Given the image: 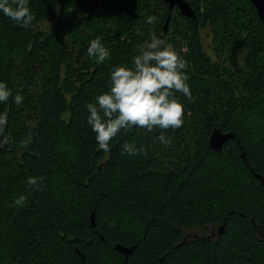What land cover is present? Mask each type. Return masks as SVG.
<instances>
[{"label":"trees","instance_id":"1","mask_svg":"<svg viewBox=\"0 0 264 264\" xmlns=\"http://www.w3.org/2000/svg\"><path fill=\"white\" fill-rule=\"evenodd\" d=\"M186 1L194 17L164 0H28V28L0 11V82L12 91L0 103L11 144L0 149V164L10 157L7 171L0 165V264H264V184L255 177H264V25L250 0ZM52 17L51 31L35 28ZM152 36L187 62L191 99L176 93L183 125L121 130L104 152L87 104ZM96 37L110 53L103 63L87 55ZM213 130L234 133L220 151L209 146ZM162 131L170 144L156 139ZM67 133L74 145L65 152ZM126 142L146 154L124 153ZM30 176L44 178L40 191ZM193 228L201 237L185 238Z\"/></svg>","mask_w":264,"mask_h":264},{"label":"clouds","instance_id":"2","mask_svg":"<svg viewBox=\"0 0 264 264\" xmlns=\"http://www.w3.org/2000/svg\"><path fill=\"white\" fill-rule=\"evenodd\" d=\"M15 5V6H13ZM0 11L20 27H31L35 19L28 0H0ZM156 21L155 16H148L146 23ZM138 54L133 57L132 67L116 66L111 70L109 91L96 97V103H88L89 115L87 122L96 133V141L100 150L110 151V141L121 130L131 131L139 127L152 132L178 129L183 125L184 106L180 103L181 93L191 99L190 87L187 83V62L174 49L172 44L152 36L150 40L137 46ZM87 55L98 63L109 58V50L96 37L89 42ZM12 91L0 82V103L8 101ZM23 101L16 94L14 102L19 105ZM8 124L7 113H0V148L10 147L9 138L5 134ZM167 145L171 138L161 134L156 138ZM32 141L28 133L20 143V148H26ZM123 152L128 155L146 154L145 149L137 148L131 143L122 145ZM43 177L30 176L28 185L35 191L41 190ZM25 197L21 195L15 200L17 206H23Z\"/></svg>","mask_w":264,"mask_h":264},{"label":"water","instance_id":"3","mask_svg":"<svg viewBox=\"0 0 264 264\" xmlns=\"http://www.w3.org/2000/svg\"><path fill=\"white\" fill-rule=\"evenodd\" d=\"M252 2V4L255 6L257 14L260 18V20L262 21L263 25H264V0H250ZM165 3H167L169 10H172L174 6L177 7L178 12L186 17H194L195 12L192 9V7L189 5V3L186 0H164ZM170 15H168L165 26L169 20ZM234 136V133L232 132H227V133H223L220 130H213L210 137H209V146L211 149H213L214 151H220L222 145L227 142L230 138H232ZM2 149V148H0ZM242 158L245 160V156L244 154H242ZM255 177L258 178L262 184H264V177L255 174ZM91 219H93V215H91ZM254 223V222H253ZM260 227H257V229H259ZM223 229V225H220L217 228V232H222ZM264 229V228H263ZM184 240V239H182ZM116 249L123 253L125 255V258L128 254L131 253L132 251V247H125L122 245L117 244ZM80 255H82L80 253ZM83 257V255H82ZM211 264H215V263H211Z\"/></svg>","mask_w":264,"mask_h":264},{"label":"rangeland","instance_id":"4","mask_svg":"<svg viewBox=\"0 0 264 264\" xmlns=\"http://www.w3.org/2000/svg\"><path fill=\"white\" fill-rule=\"evenodd\" d=\"M56 23H57V20L55 17H52V18H47V19H44L43 21L37 23L35 25V28L36 29H41L43 31H51L55 26H56ZM208 33V30L205 28L201 31V38H202V43H203V48L206 52H208L209 54H211L210 50H209V47H208V42H209V37L207 35ZM28 106H31L29 103L27 104ZM26 116H28V114H26ZM67 135V139L64 137V141L62 143V148L65 152L69 151L70 149H72V146L74 145V141L72 140V137L69 133L65 134V136ZM10 157H6V158H3L4 161L1 162L0 165H2V168L3 170L7 171V164H9V159ZM69 204V203H67ZM140 221L141 219L138 218L137 220L133 221L134 224L137 226V229H138V225L140 224ZM11 223V221H10ZM9 223V226H11ZM9 226L7 227H4V239H2V248L3 249H7L8 247H10V243L8 242L9 239H10V236H11V233H12V229L9 228ZM217 228V227H216ZM191 232H196V233H201L202 235V232L199 230V229H196V228H193L191 230ZM260 235L262 237H264V230L261 229L260 230ZM6 246V247H5ZM1 249V250H3Z\"/></svg>","mask_w":264,"mask_h":264},{"label":"flooded vegetation","instance_id":"5","mask_svg":"<svg viewBox=\"0 0 264 264\" xmlns=\"http://www.w3.org/2000/svg\"><path fill=\"white\" fill-rule=\"evenodd\" d=\"M215 230H216V228L213 227V226H211L210 233H209L208 235H206V236H207V237H213V234L215 233ZM216 232H217V230H216ZM187 235H190V236H199V237H201L200 234H198V233H196V232H189V233H187V234L185 235V238L188 237Z\"/></svg>","mask_w":264,"mask_h":264},{"label":"bare ground","instance_id":"6","mask_svg":"<svg viewBox=\"0 0 264 264\" xmlns=\"http://www.w3.org/2000/svg\"><path fill=\"white\" fill-rule=\"evenodd\" d=\"M252 223H253V220H252ZM261 229H263V228H259V229H258L259 233H260V230H261ZM263 230H264V229H263Z\"/></svg>","mask_w":264,"mask_h":264}]
</instances>
